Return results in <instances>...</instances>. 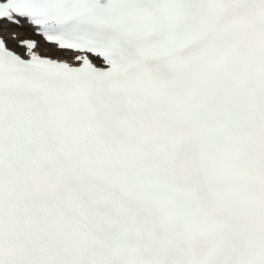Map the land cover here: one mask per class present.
<instances>
[{
    "label": "snow or ice",
    "instance_id": "1",
    "mask_svg": "<svg viewBox=\"0 0 264 264\" xmlns=\"http://www.w3.org/2000/svg\"><path fill=\"white\" fill-rule=\"evenodd\" d=\"M0 264H264V0H0Z\"/></svg>",
    "mask_w": 264,
    "mask_h": 264
}]
</instances>
